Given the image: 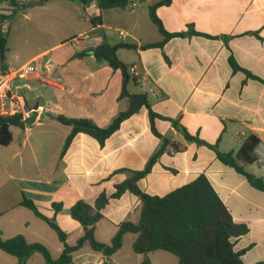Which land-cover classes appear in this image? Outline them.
<instances>
[{
    "label": "crops",
    "instance_id": "0c3cea01",
    "mask_svg": "<svg viewBox=\"0 0 264 264\" xmlns=\"http://www.w3.org/2000/svg\"><path fill=\"white\" fill-rule=\"evenodd\" d=\"M15 1L25 10L65 1L81 9L89 22L100 15V25L90 22L89 29L78 34L89 32L109 45L135 46L119 48L116 54L137 79L128 83V92L145 94L153 112L177 120L178 126L222 153L235 154L249 135L264 143V84L241 71L233 72L228 64L231 55L240 68L264 81V0H170L167 5H157L154 13L168 34L192 28L199 35L171 37L159 47L143 49V45L163 40L148 15V8L160 0H145L147 8L140 10H136L139 0H131L125 9L106 10H99L95 1L84 6L79 0ZM88 12L92 13L89 17ZM106 19L118 26L112 30L123 33L118 34L119 42H113L104 32L99 34L100 29H111ZM5 31L8 33L7 28ZM8 42L7 35L4 72L35 61L39 73L16 77L10 83L11 91L22 97L28 114L22 127L10 128L11 143L0 146V238L21 234L29 243L43 244L57 259L62 247L56 234L18 204L22 195L47 217L53 215L51 204L60 203L62 209L55 221L66 232L67 243L73 245L83 231L63 213L78 200L92 205L100 194L110 195L114 185L129 176L127 171L117 170H142L160 148L161 140L151 132L147 110L140 108L122 121L102 146L78 133L60 155L70 127L52 116L85 118L99 127L107 126L116 114L117 103L123 101L127 108V100L118 99L121 74L106 62H97L92 53H83L89 48L81 45L72 54L50 56L52 47L15 60L9 56ZM123 51L131 53L124 60L120 57ZM131 86L139 91H132ZM154 127L178 151L171 145L165 147L150 172L137 182L139 189L161 197L205 175L232 220L248 228L245 235L233 240L234 250L241 253L244 264H264V193L223 165L214 151L186 141L170 122L155 119ZM240 165L250 173L245 165L251 164ZM257 169L259 175L250 174L264 181ZM139 209V199L130 192L109 199L101 210L103 218L96 224L95 239L108 244L117 225L136 221ZM60 217H64V225L59 224ZM126 238L133 244L136 234H124L122 246ZM122 246L111 256L112 264H119ZM1 253L0 264L17 263L15 257ZM148 256L150 264L178 263L175 255L162 250ZM141 259L133 252L122 264H140ZM25 264L45 263L39 253H33ZM72 264H102V255L83 244L72 253Z\"/></svg>",
    "mask_w": 264,
    "mask_h": 264
},
{
    "label": "trees",
    "instance_id": "16d2710c",
    "mask_svg": "<svg viewBox=\"0 0 264 264\" xmlns=\"http://www.w3.org/2000/svg\"><path fill=\"white\" fill-rule=\"evenodd\" d=\"M4 1V0H0ZM45 0H41L42 3ZM83 6L90 1H95L99 10L125 9L131 0H79ZM143 2L145 0H139ZM13 7L10 17L13 16L21 6L15 0H9ZM170 0H160L148 8V15L152 23L157 27L163 40L159 43H151L141 48L159 47L171 37H183L186 35H199L192 28L185 33L168 34L154 13L155 6L167 5ZM94 25L101 24L100 15L90 18ZM7 31H3L0 22V69L2 74L6 70L5 54L7 52ZM119 48H132L134 45L116 44L109 45L102 41L98 46L83 51L92 53L97 62L104 61L113 71L121 74V85L118 99L127 100V108L119 112L105 127H99L85 118H68L63 115H54L52 118L59 124L70 127L62 145L60 155H63L76 134L82 133L93 138L99 146L114 133L121 122L137 112L140 108L147 110L151 132L161 140L160 148L148 159L142 170H127L129 176L122 182L114 185V191L110 195L100 194L94 203L88 204L82 200L76 201L68 210L70 218L77 222L82 228L83 234L73 245L66 241L67 234L55 221V216L62 209L60 203H52L53 215L45 216L36 204L22 195L19 205L30 210L35 217L45 222L54 231L61 252L57 259L50 256L48 249L41 243H29L21 234L14 235L8 239L0 238V251L16 258V264H25L28 257L33 253H39L45 264H72V253L87 244L94 252L102 255V264H112L111 256L122 246L123 235L126 233L136 234L132 244V251L142 256L140 264H150L149 253L162 250L177 257V264H244L241 253L234 250L233 240L247 233L245 224L236 223L227 210L226 206L218 197L212 185L205 175L200 174L191 182L178 187L164 196H152L142 192L137 182L145 177L165 147L171 145L174 151L178 148L170 144L169 140L162 137L154 127V120H164L178 129L183 138L197 145H204L214 151L216 158L225 166L232 168L236 173L242 175L247 183L254 189L264 193V181L246 172L240 165L255 163L253 148L258 140L249 135L241 143L238 151L233 154L218 151L215 145L206 144L197 136L189 134L182 126H178L177 120L160 116L152 111L145 94H130L127 90L129 82L136 83V78L129 74L126 64L122 63L116 54ZM228 64L233 72L241 71L248 78L256 79L264 84V81L253 76L248 71L240 68L230 55ZM22 120L21 116L0 117V146L4 147L11 143L12 133L10 128ZM124 192H130L140 201L139 215L136 221L125 220L117 225L116 232L108 244L99 242L94 237L97 222L103 218L101 210L109 199H118ZM262 264V263H260Z\"/></svg>",
    "mask_w": 264,
    "mask_h": 264
},
{
    "label": "rangeland",
    "instance_id": "374dc122",
    "mask_svg": "<svg viewBox=\"0 0 264 264\" xmlns=\"http://www.w3.org/2000/svg\"><path fill=\"white\" fill-rule=\"evenodd\" d=\"M136 4V10L146 9L148 5L146 1L141 3L136 2ZM60 5H62V7ZM12 9L13 7H11L9 0L0 2V21L2 22L3 28L8 29L9 56L15 60H21L26 54L39 52L52 47V53L50 56L78 52L79 48L74 39H81L84 34L78 33L89 29L90 27V22L86 19L83 11L81 9H74L72 5L65 1L51 2L43 9H19L10 17ZM87 14L88 17L92 15L91 12H88ZM107 20L108 19H106L105 23L106 25H111V29H100L99 34L101 35L104 32L111 36L113 42H119L117 30H112V28L118 26L109 23ZM85 33L91 35L89 32ZM127 42L131 41L127 40ZM130 55L131 53L127 51L120 53V57L123 60L127 59L126 57ZM130 89L134 92L139 91V88L134 89L132 86ZM115 108L116 116L119 112L126 109V105L122 101L117 103ZM13 126L20 127L18 125ZM4 155H6V153ZM257 168L258 167L255 164L245 165V169L254 175H259L260 173ZM262 174L264 178V173ZM17 175L18 174L16 173L14 176L18 177ZM63 214H65V217L69 216L67 211ZM63 219L64 217L59 218V224L64 225ZM0 254H2L1 251ZM127 254H133V251L132 242L126 238L123 241L122 249L117 257V263L122 264L124 261L123 259Z\"/></svg>",
    "mask_w": 264,
    "mask_h": 264
},
{
    "label": "built area",
    "instance_id": "2783aa9c",
    "mask_svg": "<svg viewBox=\"0 0 264 264\" xmlns=\"http://www.w3.org/2000/svg\"><path fill=\"white\" fill-rule=\"evenodd\" d=\"M132 4L131 6H133ZM3 28V26H2ZM5 28H3V31ZM120 36L122 32H118ZM77 45L83 47L94 48L101 43L100 37L96 35H82L81 39H74ZM133 71V68H130ZM39 73V66L35 61L23 64L18 68H10L0 75V117L21 116L22 120L27 116L28 110L22 99L18 94H15L10 89L11 81L16 78H26L30 76H37ZM253 156L255 164L259 170L264 173V143L257 142L253 148Z\"/></svg>",
    "mask_w": 264,
    "mask_h": 264
},
{
    "label": "water",
    "instance_id": "95a60500",
    "mask_svg": "<svg viewBox=\"0 0 264 264\" xmlns=\"http://www.w3.org/2000/svg\"><path fill=\"white\" fill-rule=\"evenodd\" d=\"M18 126H22L23 125V120H21L18 124H16Z\"/></svg>",
    "mask_w": 264,
    "mask_h": 264
}]
</instances>
